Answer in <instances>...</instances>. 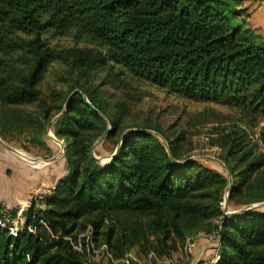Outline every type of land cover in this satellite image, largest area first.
<instances>
[{"label":"trees","instance_id":"obj_1","mask_svg":"<svg viewBox=\"0 0 264 264\" xmlns=\"http://www.w3.org/2000/svg\"><path fill=\"white\" fill-rule=\"evenodd\" d=\"M244 10L234 0H0V95L8 104L36 100L37 83L58 58L42 35L77 28L107 46L105 53L88 56L89 63L111 62L170 92L220 101L253 127L264 116V38L239 19ZM85 95L89 102L78 90L71 93L55 124L56 135L72 140L66 145L67 172L44 195V207L31 199L15 233L0 225V264H83L76 247L82 218L94 215L96 235L108 212L163 208L176 217L219 218L217 258L209 264H264V209L225 213L221 195L202 191L227 183L226 176L199 160H180L173 139L146 127L124 130L105 162L79 145L83 132L100 136L108 129L111 136L116 128ZM258 139L255 157L252 150L242 153L246 164L233 178L228 204L264 166V128ZM236 146L229 154L242 152ZM203 197L210 201H200ZM15 213L12 209L10 216ZM111 238L112 230L108 244Z\"/></svg>","mask_w":264,"mask_h":264},{"label":"rangeland","instance_id":"obj_2","mask_svg":"<svg viewBox=\"0 0 264 264\" xmlns=\"http://www.w3.org/2000/svg\"><path fill=\"white\" fill-rule=\"evenodd\" d=\"M234 2L236 8L245 9L239 19H244L248 28L264 38V0ZM22 36L28 39L35 34ZM42 40L58 58L47 64L37 83L38 98L23 104H8L0 95V138L36 171L34 179L21 183V173L0 164V207L2 213L8 211L6 224L19 227L24 221L23 212L33 198L37 199L38 207H44L47 190L67 172L66 145L72 140L56 135L55 124L66 107V99L76 90L84 95L86 92L116 123L113 134H106L97 144L102 135H97L96 130L83 132L77 138V143L88 147L92 155L108 159L116 150L122 131L146 127L173 139L180 160H199L226 176L227 183H211L202 191L221 195L225 213V206L229 212L249 207L264 209V166L252 174L229 204L228 199L226 202L229 182L232 184L233 178L239 177L246 164L242 153L252 150V159L261 151L258 137L264 128V116L249 127L236 108L220 101L170 92L111 62L89 63L88 56L105 53L107 46L80 29L59 36L44 33ZM23 69L27 70L25 66ZM106 122L110 128V121L106 119ZM236 143L234 149L242 147V152L229 154ZM228 165L234 171L233 177ZM199 200L209 202L210 198ZM12 209L16 213L10 216ZM92 217L93 214L80 220L82 225L76 235L83 264H126L121 258L127 252L140 261L129 264H209L217 258L214 244L219 218L176 217L168 208L150 213L112 211L106 214L98 234L94 235ZM110 230L112 238L108 244ZM151 251L158 260L147 259Z\"/></svg>","mask_w":264,"mask_h":264},{"label":"crops","instance_id":"obj_3","mask_svg":"<svg viewBox=\"0 0 264 264\" xmlns=\"http://www.w3.org/2000/svg\"><path fill=\"white\" fill-rule=\"evenodd\" d=\"M3 144L0 142V164L5 166V168L13 169L16 174L21 173L22 181L24 183L29 181V179H34L35 177V167L30 166L23 158L13 153L12 150L6 148L3 150ZM12 152V153H10ZM20 175V176H21ZM23 185V184H22ZM20 187H18L19 189Z\"/></svg>","mask_w":264,"mask_h":264},{"label":"built area","instance_id":"obj_4","mask_svg":"<svg viewBox=\"0 0 264 264\" xmlns=\"http://www.w3.org/2000/svg\"><path fill=\"white\" fill-rule=\"evenodd\" d=\"M48 192L50 191V189H48L47 190ZM6 210V209H5ZM20 211H23V209L22 210H20ZM7 212L8 211H6V212H4L3 213V217H0V225H2V226H7L8 228H10V230H11V232L12 233H15V230H16V226L14 227L13 225L12 226H10V225H8V224H6V220H8V218H6L5 216L7 215ZM220 228H221V221L219 220L218 221V223H217V227H216V234L218 233V231L220 230ZM30 230H33L32 228H29ZM109 255H110V253H108ZM111 256V255H110ZM147 259L149 260V261H152V260H158V258H157V255L153 252V251H151V252H149L148 253V255H147ZM121 261L122 262H124V263H126V264H129L130 262H140L132 253H130V252H127V253H125V255L121 258Z\"/></svg>","mask_w":264,"mask_h":264},{"label":"water","instance_id":"obj_5","mask_svg":"<svg viewBox=\"0 0 264 264\" xmlns=\"http://www.w3.org/2000/svg\"><path fill=\"white\" fill-rule=\"evenodd\" d=\"M85 96V95H84ZM85 98H86V96H85ZM87 99V98H86ZM87 101H88V99H87ZM89 102V101H88ZM107 132H108V129L102 134V136L98 139V141L96 142V144L102 139V138H104V136L107 134ZM159 137L160 138H162V136H160L159 135ZM163 139V138H162ZM0 142L6 147V148H8V149H10V150H12V146H10V145H8L6 142H4L1 138H0ZM13 151V150H12ZM116 151H117V148H116V150L113 152V154L111 155V157H110V159L112 158V156L116 153ZM96 157V156H95ZM98 160H100V161H102L99 157H96ZM52 159H54V158H52ZM51 159V160H52ZM109 159V160H110ZM230 187H231V182H229V186H228V189H227V194H226V202H227V199H228V196H229V192H230ZM250 208H252V207H249V208H245V209H241V210H238V211H233V213H239V212H243V211H245V210H247V209H250ZM225 210H226V212L227 213H229V211L227 210V207L225 206Z\"/></svg>","mask_w":264,"mask_h":264},{"label":"bare ground","instance_id":"obj_6","mask_svg":"<svg viewBox=\"0 0 264 264\" xmlns=\"http://www.w3.org/2000/svg\"><path fill=\"white\" fill-rule=\"evenodd\" d=\"M110 157L108 159H103V158H100V159L102 160V162H105V161H108L110 159Z\"/></svg>","mask_w":264,"mask_h":264}]
</instances>
